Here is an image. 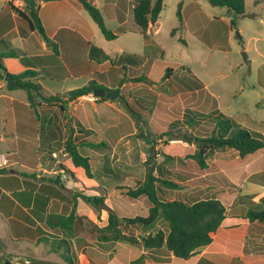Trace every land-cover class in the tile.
<instances>
[{"label": "crops", "instance_id": "0c3cea01", "mask_svg": "<svg viewBox=\"0 0 264 264\" xmlns=\"http://www.w3.org/2000/svg\"><path fill=\"white\" fill-rule=\"evenodd\" d=\"M89 1L99 8L102 16L107 9L110 16L117 20L118 27L113 32L118 36L132 32L150 39L153 28L154 34L158 32L159 16L156 22L149 24L146 35L133 31V22H129L128 17L131 15L133 21L132 8L136 0ZM14 7L24 10V0H0L2 49H14L18 56L12 58L22 65V69L15 71L5 66L6 72L17 74L25 69L35 70L38 75L31 81L41 86L42 93L41 100L33 96L34 104L29 101L28 94L25 99H16L4 90L13 91L18 87L9 86L0 74V101H3L0 111V264L7 260L10 264H24V259H29L31 264H264V239L257 231L258 227H264L260 222L235 219L239 215L226 214L210 244L188 258L175 257L165 244L158 247L143 244V238L148 234L153 235L158 230L167 232L168 227L162 218L146 226L125 221L126 218L139 216L138 212L147 215L149 207L144 196L131 198L125 191L141 184L129 179V166L105 165L101 166V170H94L91 158L87 156L90 175L86 180L78 177L74 180L71 173V177L67 178L64 169H53L51 157L57 154L52 150L53 143L60 140L65 143L67 138L64 139V136L69 135L71 126L74 141L91 140L86 139L88 136L79 138L78 129L74 128L76 121L83 124V118L91 116L93 124L105 127L95 137H100L99 141H104L106 146L99 150L88 147L95 152L110 147L116 150V144L124 137L120 131L122 122L118 119L125 117L132 126L135 122L113 100L80 101L82 97L88 99L89 94L69 100V117L63 114L62 118L59 103L43 100L42 94L65 99L66 93L74 89L67 80L82 74L87 77L84 84L94 79L105 89L118 88L128 100L122 91L133 84L132 78H127L124 83L126 74L118 77L119 69L142 66L150 58L147 54L126 53L131 57L127 56L125 62H95L88 56L86 63L84 55H88L90 40L96 38L97 24L78 0L40 3L38 15L46 35L57 44L58 53L37 30L22 33L21 30L26 29L25 23ZM128 22L129 27L126 26ZM104 39L107 40L103 36ZM99 46L112 59L120 56H112L103 43ZM5 58L8 57H4L2 62ZM138 77L146 78L144 75ZM162 77L167 80L170 75ZM104 83L111 85L105 87ZM47 109L50 110L49 115L43 117L42 110ZM8 112L9 118L6 117ZM81 147L87 146H78V150ZM255 152L264 159V147ZM62 171L65 178H61ZM54 172L57 174L54 175ZM56 176H59L57 182L54 181ZM162 192V200L177 199L171 197L170 191L163 189ZM255 203L260 205V200ZM72 212L74 218L71 221L56 219Z\"/></svg>", "mask_w": 264, "mask_h": 264}, {"label": "rangeland", "instance_id": "374dc122", "mask_svg": "<svg viewBox=\"0 0 264 264\" xmlns=\"http://www.w3.org/2000/svg\"><path fill=\"white\" fill-rule=\"evenodd\" d=\"M103 16L109 30L117 29V20L110 16L107 9ZM231 17L226 7L212 5L207 0H163L158 32L154 34L153 28L150 39L129 32L115 39L103 40V34L96 26V38L90 41L97 46L103 43L112 56L129 53L147 54L150 58L142 66L119 69L118 77L126 74L124 83L127 78H132L133 84L124 87L122 92L137 110L142 109L147 133L157 138L152 151L156 163L165 170L163 176L180 184L177 189L159 185V195L163 196L164 189L170 191L171 197L189 202L215 197L225 205L226 214L243 216L250 205L241 201L249 196L255 202L264 193L263 157L258 152L240 157L233 149H218L208 154L207 167L200 168L191 157L195 145L176 137L186 130L190 131L186 118L214 110L232 116L250 129L259 130L260 125H264V0H245L244 13L235 16V25H231ZM128 19L133 22L131 15ZM84 56L88 63V55ZM3 64L13 71L22 69L16 58H5ZM167 67L173 70L170 77L164 80L162 76ZM140 75L146 76L141 82L135 79ZM86 78L80 74L67 81L77 88L84 85ZM103 85L108 87L111 84ZM4 92L16 99L27 96L26 90L20 87ZM39 93L36 91L35 97L41 100ZM88 96V99L82 97L80 101L101 99L92 93ZM117 105L124 110L119 103ZM4 106L7 110V105ZM65 106L68 108L69 104ZM2 109L3 101H0V111ZM49 112L48 109L42 110V116L47 117ZM59 113L64 118L61 108ZM8 116L9 112L6 113ZM120 120V131L124 137L116 144V150L112 147L99 152L88 147L79 150L82 155L91 158L92 169L101 170V166L105 165H127L131 168L129 179L140 183L146 173L147 145L138 137L136 127L128 119L121 117ZM82 122L76 121L74 127L78 129L79 138L88 136L86 139L98 142L100 137L95 135H99L104 126L93 124L91 116L84 117ZM162 133L164 135L159 136ZM53 144L52 150L57 152L56 157H51L53 169H64L67 178L71 177V173L74 180L77 177L88 179L82 168H76L70 162L63 141ZM165 155L172 156V159H165ZM178 175L185 179L179 180ZM145 214L137 213L139 216ZM261 227L257 231L264 239V227ZM247 240L250 241V238Z\"/></svg>", "mask_w": 264, "mask_h": 264}, {"label": "trees", "instance_id": "16d2710c", "mask_svg": "<svg viewBox=\"0 0 264 264\" xmlns=\"http://www.w3.org/2000/svg\"><path fill=\"white\" fill-rule=\"evenodd\" d=\"M48 0H24V10L14 7L15 12L20 20L25 23V28L21 31L24 34L26 31L37 30L52 48L55 53H58L57 44L48 38L45 33L44 27L38 15L40 3ZM83 9L89 14L91 19L97 24L101 33L107 40L117 38L118 34L109 30L104 23L103 16L99 8L92 4L89 0H78ZM212 5L226 7L228 13L232 14L230 19L231 25H235V16L244 13L245 0H207ZM163 6V0H136L132 8L134 30L143 35H146L150 23L156 22L159 13ZM180 16V12H178ZM174 32V31H173ZM3 45L0 39V74L4 76L7 74L6 68L3 65L2 59L4 57H17V52L8 48L3 50ZM88 56L95 62H103L109 60L111 63L114 61L125 62L126 57L131 55H120L112 59L102 48L89 43ZM135 58V57H134ZM132 61V60H131ZM136 62V59H134ZM172 68L167 67L164 77L170 75ZM17 80L18 85L28 94V99L33 103V96L36 91L42 93L41 86L33 83L32 78L38 75V72L32 69H25L20 73L11 74ZM145 77H136L135 79L141 81ZM33 88L35 91L33 92ZM103 88L101 84L97 83L94 79L89 80L81 87L74 88L68 91L65 99L58 95L45 96L42 94V99L46 101L58 102L60 108L63 109L65 117L66 114L64 106L68 104L69 98L73 96L77 98L82 95H87L93 92L94 89ZM103 99V98H101ZM125 100H127L125 98ZM128 108H124L133 118L135 126L138 130V137L145 142L147 159L145 178L139 186L134 189H128L127 195L131 198L144 196L148 207V214L146 216H135L133 218H126L125 221L130 224L149 225L157 218H162L166 223L168 230L156 231L153 235L148 234L143 238V244L147 247L161 246L165 244L166 248L173 253L175 257L188 258L194 255L201 247L211 243L213 236L219 227L226 219L225 205L215 197L196 199L192 202L183 200H162L159 195V185L167 188L177 189L180 187L179 182L163 176L165 170L161 168L155 161V153L152 151L157 138L150 133H147V121L142 116L141 111L137 110L132 103L127 100ZM187 114V113H186ZM189 118V119H188ZM186 118L187 129L181 134L176 135L177 138L186 141L187 143L194 144L196 149L191 157L196 160L200 168H206V158L211 151L218 149H233L240 157H245L249 154L264 147V125H260V129H250L238 123L232 116L226 115L223 112L214 110L201 115H193ZM72 126L69 130V135L65 140V151L67 152L70 162L76 168H82L86 175H90L89 158L80 154L78 146H87L96 150L102 149L106 146L104 141L95 142L93 140H80L74 141ZM169 132H164L167 134ZM159 134V136L164 135ZM165 159H172V156L165 155ZM156 171V174L154 173ZM179 180L185 178L181 175L177 176ZM55 182L59 181V176L54 179ZM241 202H247L250 207L247 208L245 216H235V219L246 218L248 221H257L264 225V196L260 198V205L256 204L248 196ZM258 206V207H257ZM63 219V221H71L74 218V212L68 216H58L56 219ZM228 218L226 223H228ZM4 264H10L5 261Z\"/></svg>", "mask_w": 264, "mask_h": 264}, {"label": "water", "instance_id": "95a60500", "mask_svg": "<svg viewBox=\"0 0 264 264\" xmlns=\"http://www.w3.org/2000/svg\"><path fill=\"white\" fill-rule=\"evenodd\" d=\"M4 81L9 85V86H17L18 82L15 80L10 73H7L4 75ZM35 91V88H33ZM41 95V93H39ZM92 95L94 97H99V98H106L109 100H113L115 102H118L120 105H122L124 108H128V102L125 100V98L120 94L118 88L114 89H103V88H97L94 89L92 92ZM74 97L71 96L69 100L73 99ZM65 113L68 114V108L67 106H64Z\"/></svg>", "mask_w": 264, "mask_h": 264}, {"label": "built area", "instance_id": "2783aa9c", "mask_svg": "<svg viewBox=\"0 0 264 264\" xmlns=\"http://www.w3.org/2000/svg\"><path fill=\"white\" fill-rule=\"evenodd\" d=\"M63 173H64L63 171L60 172L61 178H62V177L65 178V177H66L65 174H63ZM23 263H24V264H31V262H30L29 259H24V260H23ZM17 264H21V263H20V262H17Z\"/></svg>", "mask_w": 264, "mask_h": 264}]
</instances>
